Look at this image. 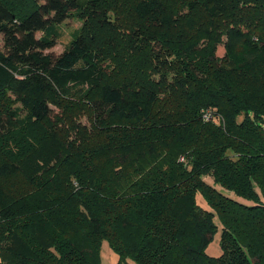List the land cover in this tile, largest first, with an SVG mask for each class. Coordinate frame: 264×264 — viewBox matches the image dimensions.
I'll return each instance as SVG.
<instances>
[{"label": "trees", "instance_id": "1", "mask_svg": "<svg viewBox=\"0 0 264 264\" xmlns=\"http://www.w3.org/2000/svg\"><path fill=\"white\" fill-rule=\"evenodd\" d=\"M0 33V264H264V0H0Z\"/></svg>", "mask_w": 264, "mask_h": 264}, {"label": "rangeland", "instance_id": "2", "mask_svg": "<svg viewBox=\"0 0 264 264\" xmlns=\"http://www.w3.org/2000/svg\"><path fill=\"white\" fill-rule=\"evenodd\" d=\"M82 25V19L78 18L76 14H71L69 17L64 19L61 23L58 25L59 29V36L55 39V43L46 48L45 52H53V53H59L64 49L66 44L69 42V40L72 38V36L77 32L78 28ZM3 48V37L0 33V49ZM222 51L219 50L218 54H221ZM55 111H57V108L54 107ZM80 122L86 123V115H82L79 117ZM197 202L202 205L203 207L207 208V204L202 198V196L197 193L196 195ZM217 224V231L213 236L212 241L209 243V245L206 248V252L210 255H219L220 254V246H219V234H220V228L221 225L216 219ZM100 264H136L133 260L127 259V261H119L118 254L108 245L106 240H103L100 247Z\"/></svg>", "mask_w": 264, "mask_h": 264}, {"label": "built area", "instance_id": "3", "mask_svg": "<svg viewBox=\"0 0 264 264\" xmlns=\"http://www.w3.org/2000/svg\"><path fill=\"white\" fill-rule=\"evenodd\" d=\"M204 117H205V118H208V117H209V114H204Z\"/></svg>", "mask_w": 264, "mask_h": 264}]
</instances>
